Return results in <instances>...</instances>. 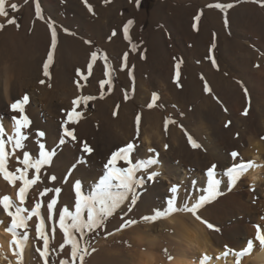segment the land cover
<instances>
[{
    "label": "bare ground",
    "instance_id": "1",
    "mask_svg": "<svg viewBox=\"0 0 264 264\" xmlns=\"http://www.w3.org/2000/svg\"><path fill=\"white\" fill-rule=\"evenodd\" d=\"M216 3L231 4L232 7L224 12L209 8L207 13L203 12L196 30L193 28L196 23L194 16L203 11L200 0H160L153 11L150 39L147 40L144 33L148 29V20L140 5L137 7L136 0H98L97 8H93L94 19L85 20L88 31L78 30L80 39L68 36L69 40H65V35L56 29L58 52L55 65L52 63L49 67L50 78L44 76L43 70L51 50L49 24L25 9L15 18L20 32L26 31L36 40V55L34 53L31 57L38 56L40 59L35 61L34 58L29 62L21 54L20 40L13 36L7 38V32L17 26H9L3 21L6 17L0 16V25H4L0 30V37L3 36L0 42L3 45L2 49L0 47V122L7 135H14L11 117L18 114L11 111L10 105L27 94L30 103L26 105L24 114L32 121L31 126L38 125L37 128H41L39 131L46 133L43 138L35 135L36 143L44 142L45 146L48 144L57 153L51 164L46 165L44 177L40 176L41 181H37L36 187H44L49 183L60 188L58 196L55 194L57 199H70L64 201L71 206L72 211L77 200L75 183H81L83 195L86 193L91 196L107 174L105 164L111 154L132 143H115L114 136L111 139L109 135L120 129L124 136L133 140L137 114H141V122L147 124V134L136 140L138 147L131 154V159L133 163L157 159L159 163L150 167L148 172L156 171L160 175L155 182L147 184L146 193L131 212H127V201L121 205L124 217L119 223H112L106 228L105 235L113 233L107 236L108 244L98 243L94 252L93 246L89 247V264H195L196 261L200 264L205 253L212 257L208 264H236V257L231 253L227 256L222 254L227 249L242 250L249 239L254 240V248L249 255L241 258V264H264V248L255 242L253 226L259 223L264 227V220H261L264 217V164L261 161L264 159V140L256 136L264 132V7L257 8L259 0H208V5ZM46 4L53 16L63 21L58 12V0ZM126 6L131 8L130 13L126 11ZM116 15L120 16L118 20L122 22L121 27H116V21H112ZM105 16L109 18L108 22L104 21ZM129 20L134 21L129 26L131 43L123 32ZM228 23L235 37L230 43L226 28ZM113 31L116 32L115 36L112 35ZM197 31H200L199 35ZM88 40L104 43L108 51L117 77V85L112 93L105 94L97 83L109 72L108 64L91 60L93 52L88 49V45H91L86 43ZM156 41L161 48L157 52ZM67 43L70 48L66 46ZM132 44L136 45L135 51L132 50ZM212 44H215L214 49L211 48ZM196 45L205 49V52L211 50L210 54L202 56V61L195 53ZM125 53H128L126 61L123 60ZM210 56L215 58L216 66L209 59ZM77 57L79 67L76 65ZM200 61L205 63V68ZM178 62H181L179 84L175 80V65ZM89 63L93 67L91 75L87 74L85 80L77 73L78 70H87L88 73ZM40 80L45 83L41 84ZM77 81L84 84L81 89ZM205 82L212 90L210 93L205 91ZM87 89L88 96L103 95V98L93 101L96 112L87 110L89 101L73 105V101L83 97ZM153 93L158 94L159 100L150 109L147 105ZM73 107L81 113V118L78 123L69 122L66 126L75 128L78 142L58 146L59 138L63 135L62 125ZM225 108L227 111H224ZM245 108H248L247 116L243 115ZM167 112L172 116L167 117ZM165 121H171L167 131ZM228 121L231 124L225 127ZM233 126L242 129L237 140L231 137L228 130ZM23 131L30 134L29 129ZM189 135L201 148L191 146ZM83 142L93 148L90 155L83 152ZM166 143L167 149L164 147ZM247 143L250 148L242 159L245 162L254 161L257 166L249 169L231 191L227 188L228 178L216 174V178L221 180L220 191L224 195L218 196L197 213L200 217L204 216V221L213 222L219 231L209 229L205 223L183 211L162 217L156 222L142 219L157 210L166 211L167 201L173 196L177 207L182 208L187 201L190 206L193 202L191 199L196 200L205 194L210 164L216 160L214 163L220 170L227 169V164L231 163L230 153L237 146ZM149 148H154L155 153L149 152ZM7 149H12L11 143ZM29 154L37 159L34 151ZM11 156L22 161L23 151L16 149ZM81 158L86 163H77ZM74 164L75 168L72 167ZM117 167L128 165L119 161ZM51 174L56 176L55 181L49 178ZM141 175L145 173H137L138 177ZM173 185L178 186L176 194L170 191ZM17 187H21L19 181L15 186L10 185L0 174V198L9 194L19 204ZM22 206L27 205L24 203ZM48 211L45 204L42 215L51 230L55 221ZM10 219L0 207V221L3 222L0 223V256L2 252L6 256H13L14 259H11L16 264L18 258L13 253L18 249L11 245L13 237L6 231ZM128 219L137 223L117 231ZM58 229L56 232L59 234L49 232V247L52 245L57 253L58 264L62 261L77 264V259L73 261L71 257V245ZM35 236L27 241V255L29 262L35 259V264H42L44 258L35 256ZM77 238L80 247L81 236L77 235Z\"/></svg>",
    "mask_w": 264,
    "mask_h": 264
},
{
    "label": "snow or ice",
    "instance_id": "2",
    "mask_svg": "<svg viewBox=\"0 0 264 264\" xmlns=\"http://www.w3.org/2000/svg\"><path fill=\"white\" fill-rule=\"evenodd\" d=\"M84 4L88 8L90 12H93V8L90 4H88V0H83ZM109 2V0H106ZM136 5L139 7L140 0H136ZM209 8H216L224 12L227 8H231V4H209L207 5ZM11 8L13 10H18V5L12 4ZM35 15L44 19L42 15V9L39 3V0L35 2ZM203 15V11L194 16V21L196 23L193 24V28L198 30V22L200 21ZM0 16L7 17L8 11L6 10V0H0ZM10 25H16L19 27L15 18L9 19L7 21ZM134 21L129 20L127 24L123 28V32L126 39H129V26H131ZM225 23H227V19H225ZM4 25H0V30H2ZM49 28L51 29V50L48 53L47 61L43 65L44 76L50 78L49 67L54 61V50L57 46V32L54 26V22L49 24ZM67 32V29H65ZM113 36L116 35V32L113 31ZM111 39V37H110ZM86 43H91L90 41H86ZM132 50H136V45H131ZM212 49L215 48V44H212ZM211 51V50H210ZM128 53L124 54L123 60H127ZM97 59V53L93 52L91 54V60L95 61ZM105 59L107 57L105 56ZM209 59L212 60L214 66H216V61L213 56H210ZM180 66L181 62H178L175 65V80L177 84H179L180 79ZM92 63L88 64V75H91ZM218 67V66H217ZM78 75L83 76L85 80H87V76L84 75L83 72L78 70ZM107 75V73H106ZM41 84H44V80H40ZM106 83H110V80H102L100 82V87L103 89ZM77 85L79 86V81H77ZM51 87V85H48ZM205 91L211 92V88L205 82ZM245 95H247V89H244ZM96 97L86 96V97H78L77 100L73 101V105H77L79 102L83 101L85 104L87 101L94 100ZM103 98V95H101ZM127 94L125 95V99H127ZM159 100V96L157 93L152 94L151 102L147 105L148 108H153L156 106V102ZM30 103V97L25 94L23 97L16 99L11 105L10 109L12 112L17 113L18 115H13L11 117L14 126V135H7L6 129L2 122H0V174L3 175V178L9 182L10 185L15 186L17 181L22 182V186L18 189L19 196V204H16L11 198L7 195L0 198V207L4 210L6 215L10 217V224L6 228V231L11 233L13 239L10 242L14 248L18 249V251H14V255L17 256L16 264H22L23 250L27 246V240L29 238V233L27 231L28 221H30L33 217H40V223L36 227L37 238L43 241V250L37 249L40 252V255L44 258L45 264H48L47 253L49 248V235L45 231V221L43 216L41 215L40 209L42 207L41 203H36L35 206L29 210L27 207H23L27 193L29 189L37 183L40 179L39 173L41 168L44 165H50L53 157L56 156V150H46L45 144L42 142L38 143V153L39 158L33 159L32 156L27 152H23V159L20 161L24 165V168H18L15 172H12L7 167V162L10 155H14L16 149L23 150L25 148V143L28 139V135L23 131L25 129H29L32 121L30 120L27 114H24L26 111V105ZM118 108V106H117ZM224 111H227L225 108ZM22 114V115H19ZM116 113L114 112V115ZM243 115H248V108H245ZM81 118V113L76 111V108L73 107L70 112L67 113V121L63 128V135L59 138V145L62 146L66 143L78 142L75 128H70L67 123L76 124L79 122ZM171 121H165V131H167L168 124ZM136 124V138H139L141 133V114H137L135 118ZM231 124V121H228L225 124V127H228ZM38 137H45L46 133L44 131H36L35 133ZM239 136V133H237ZM264 139V137H262ZM189 143L193 148H201V145L197 143L190 135L188 136ZM11 143L12 149L9 151L7 149V145ZM138 147L135 143H128L126 146L119 148L117 151L111 154V157L105 164V168L107 169V174L100 180L97 185L96 191L91 196H85L81 192V183L77 181L75 183L76 190V204H75V212L70 211L67 207H64L63 212L59 215L58 224L59 228L63 233V236L67 239L68 243L71 245V257L73 261L78 257L81 264H83L84 255L87 254V249H81L79 247V240L77 235L83 236L86 232H93L97 229L102 228L105 225V221L108 217H111L118 209L121 208L126 201L128 202L127 212H131L132 208L136 205L138 200L146 193L147 184L150 182H155L157 177L160 175L156 171L148 172V169L153 165L159 163L157 159L149 158L147 160H141L137 163H133L131 159V154ZM165 149L168 148V145H164ZM82 150L87 154H91L94 150L89 146L87 142L82 143ZM149 152L155 153L154 148H149ZM158 155V154H157ZM230 156L234 162L231 167L227 168L224 172V175L228 178L227 188L228 191H231L232 188L237 184V182L248 172L249 169L256 167L254 161H243L241 154L238 151H232ZM119 161H124L128 167H117V163ZM79 164H84L86 161L84 159H79L77 161ZM75 164L72 166L75 168ZM217 165L213 164L207 171V175L209 177L208 186L204 190L205 194L200 195L195 203L189 206L187 203L184 204L182 208L177 207L176 198L173 196L167 201V210L166 211H155L153 215L144 216L142 219L147 222H156L158 219L162 217H168L175 212H187L192 214L196 220L205 223L209 229L214 231H219L218 228H215L214 225L204 221L197 213L199 209H201L205 204L212 202L218 196L224 195L223 192L220 191L221 180L216 178V169ZM35 169V173L37 174L35 178L29 177V170ZM138 172L145 173V175L137 176ZM18 173V174H17ZM52 181L56 180V176L52 175L49 177ZM49 190L45 189L43 194H46ZM55 193H60L61 189L56 188ZM170 191L173 194L178 192V186L173 185L170 188ZM57 199H51L50 203H48L47 208L50 213L52 212L54 206L57 204ZM86 213V218H85ZM27 214V215H25ZM69 220L71 221L69 223ZM261 220H264V217H261ZM0 223H3L0 221ZM137 221L128 219L124 220L121 224L120 228L117 231H121L129 226L135 225ZM256 234H255V242H258V245L261 248H264V227L261 224L257 223L255 225ZM54 233L56 231L55 227L51 229ZM111 233H109L110 235ZM227 248V246H225ZM254 248V240L249 239L246 242V246L240 250L236 251L234 249H227L222 255L227 256L230 253L236 257V264H241V258L246 255H249ZM94 252L95 249H92ZM171 259V257H169ZM212 259V257L208 255H204L200 260V264H208V262ZM61 264H67V261H62Z\"/></svg>",
    "mask_w": 264,
    "mask_h": 264
},
{
    "label": "rangeland",
    "instance_id": "3",
    "mask_svg": "<svg viewBox=\"0 0 264 264\" xmlns=\"http://www.w3.org/2000/svg\"><path fill=\"white\" fill-rule=\"evenodd\" d=\"M49 3L51 0H39V3H40V6H41V9H42V15L44 17V20L48 23V24H51L54 22V26L57 30H59L61 33H63L64 35V38L65 40L68 39V36H75L77 39H80V36L79 33H78V30L81 31L82 30H87L88 31V27L84 24H87L85 22L86 19H94V15L93 13L91 14V12L89 10H86L85 8L86 5L84 4L83 0H58V3H59V6L60 7V11L59 14H60V17L62 18L63 21H59L57 20L53 14L49 11L48 7H47V2ZM160 0H140V8H141V11L145 14L147 20H148V29L145 30V33L144 35H146V39H150V27H151V24H152V17H153V11L156 9L158 3H159ZM202 3H203V12H208L209 10V7H207L208 5V0H200ZM262 1V2H261ZM259 0V3H257V8L260 9L261 7H264V0ZM35 2L36 0H6V8H7V11H8V16L6 17L5 20H3L4 22L7 23V21L9 19H12V18H18L19 16V13L25 9L27 10L28 12H31L35 15ZM98 3V0H88V4H90L92 6V8H97V4ZM12 4H16L18 5V10H13L11 8V5ZM95 4V5H94ZM206 5V6H205ZM72 6V7H71ZM95 6V7H94ZM249 6V5H248ZM126 11L127 12H131V8L129 6H126ZM84 9V11H83ZM88 9V8H87ZM77 10V11H76ZM85 12V14H83ZM90 14L92 16H90ZM18 15V16H17ZM81 15V16H80ZM84 17V19H83ZM104 21L108 22L109 18L107 16L104 17ZM118 18H120L119 15H116L114 18H113V23L114 21H116V27H121L122 25V22L118 20ZM2 21V20H1ZM84 23H83V22ZM87 21V20H86ZM111 21V20H110ZM110 23V22H109ZM8 24V23H7ZM103 24V22H101V25ZM9 26H11L10 24H8ZM84 25V26H83ZM118 25V26H117ZM71 26V27H70ZM84 28V29H83ZM227 31H228V34H229V40L228 42L230 43L231 40H233L235 37L234 35L232 34V31L230 29V24L228 23L227 26ZM65 29H67V32L65 31ZM12 30V31H11ZM20 29L18 27L16 28H13V29H10L7 33V38L9 39L11 36L13 37H16L20 40V46H19V49L21 51V54L24 56V59H27L29 62L31 60H38L40 59L38 56L37 57H31L34 53V55H36V40L34 38V36H31L29 35L26 31H23V32H20ZM70 32V34L67 35V33ZM197 34L199 35L200 34V31H197ZM4 36L6 37V35L4 34ZM10 36V37H9ZM1 39H3V36L0 37V42ZM11 39V38H10ZM91 42V45H88V49L89 51L92 53V52H95L97 53V59L95 61H100V64H108V72L107 75L103 78V80H110V83H106L105 86H104V92L105 94H109V93H112L114 91V89L116 88V85H117V77L116 75L114 74V65L112 63V61L108 58V51L106 50V47L104 45V43H100L98 41H92V40H88ZM157 42V41H156ZM158 43V42H157ZM156 43V46H155V49H156V52L159 51L161 48H160V44ZM1 46V49H2V44H0ZM66 46L68 48H70V44L67 43ZM159 46V47H158ZM30 49V50H29ZM34 49V50H33ZM28 50V51H27ZM210 50H206L205 52V49H202L200 48L198 45H196L195 47V53L199 58V60H203L207 53H209ZM57 52H58V47L55 48L54 50V61H53V64L55 65L56 63V56H57ZM20 54V55H21ZM210 54V53H209ZM30 55V56H29ZM33 55V56H34ZM105 56L107 57V59H105ZM203 56V57H202ZM29 57V58H27ZM32 58V59H31ZM200 61V62H201ZM201 64L203 65V67L205 68V63L204 62H201ZM54 65L52 66V69L54 68ZM76 65L77 67L80 66V62H79V57H77L76 59ZM80 69V68H79ZM54 70V69H53ZM1 72H2V69H1ZM84 72V75L87 76V70H84L82 71ZM54 73H56V71H54ZM82 77V76H81ZM83 79V78H81ZM91 82V81H90ZM89 82V83H90ZM100 82L101 81H97V83L100 85ZM82 81H80L79 83V89L82 88V86H84V84L82 85ZM149 86L151 87V84L148 83ZM88 92V89L86 90L85 94H83V97L86 95L88 96L87 94ZM96 97L94 100H91L89 101V105L87 106V110H92L93 112H96L97 111V107L95 105H93V101L101 98V96H94ZM166 116L167 117H171L172 114L170 112H167L166 113ZM100 123V121H98ZM177 123L179 124L180 122L177 121ZM38 125H35V126H30L29 128V133L28 134V140H26L24 143H25V148L24 150H22L23 152L24 151H27L28 153H30L31 151H34L35 152V156L37 157V159L39 158V153H38V143L37 142V139L35 137V133L36 131L40 130L41 128H37ZM145 126V127H144ZM146 126L147 124L145 122H141V133H140V136L139 138H136V129H134L133 131V134H135V138L132 139H129L128 137L124 136V133L123 131H121L120 129L114 134V133H111L109 135L108 132H106L107 130H105V133L108 134L111 137H113L114 139V142L115 143H127L129 141H132V143H137V139H141L143 136H145L147 134V131H146ZM80 127V126H79ZM231 133V137L234 139V140H237L240 138L241 136V133H242V129L240 127H235L233 126V128L231 129V127H229L228 129ZM79 132L81 133L82 131L80 130L79 128ZM84 133V132H83ZM237 133H239V136H237ZM261 134V135H260ZM104 135V134H103ZM259 135V136H258ZM37 136V135H36ZM96 137L98 135H95ZM256 136L258 137V139L260 140H264V139H261L262 137H264V132L262 133H259V134H256ZM262 136V137H261ZM260 137V138H259ZM112 139V138H111ZM94 140H97V139H94ZM134 141V142H133ZM167 142V141H166ZM29 143V144H28ZM44 143V142H43ZM27 144V145H26ZM37 144V145H36ZM45 144V143H44ZM167 144V143H166ZM30 147V148H28ZM32 147V148H31ZM47 149L46 150H49L50 147H48V144L45 146ZM248 147V148H247ZM250 148V145L247 143L245 145H242V146H237L235 151H238L240 154H241V157L244 156L243 154L246 153L248 151V149ZM31 150V151H30ZM52 150V149H50ZM49 150V151H50ZM240 158H238L239 160ZM10 160V161H9ZM230 160H231V163L227 164L226 168H229L231 167L232 165L230 164H233L234 162H237V161H233L231 156H230ZM216 161V160H215ZM214 161V162H215ZM261 161H263V164H264V159H262ZM212 162V159L211 161ZM214 162H212L210 164V167L215 164ZM222 162V161H221ZM263 164L261 162V167H263ZM230 165V166H229ZM7 167L10 171L12 172H15L16 169L18 168H24V165H21L20 161L15 158L14 156H11L9 157L8 159V162H7ZM46 168V165H44L42 168H41V171L39 173V176L41 177H44V169ZM227 169H224V170H220V168L216 167L215 169V173L216 174H219L221 176L224 177V172L226 171ZM18 174V173H17ZM36 176V173H35V169L29 171V177L30 179L32 178H35ZM52 176V174L50 175ZM41 179V178H40ZM39 179V181H41ZM246 179V177L244 178ZM19 184L22 186V182L19 181ZM235 187V186H234ZM233 187V188H234ZM247 188L249 186H246ZM45 189H48L49 191L46 193V194H43L42 193L44 192ZM56 188L47 183L44 187L41 186V187H36V184L33 185L28 193H27V197H26V207L27 208H30V207H34L36 203H41L42 207L40 209V212H41V215L44 213V207H45V204L46 206L48 205V203H50L51 199L55 198L57 199V196L55 195V190ZM17 190H18V187H17ZM74 192L76 193V190H75V187H74ZM81 192L84 193L81 189ZM7 193V192H6ZM9 196V194H8ZM85 196H89L88 194L85 193ZM11 198V195L9 196ZM2 198V197H1ZM199 198V197H198ZM141 199V198H140ZM12 201L15 202V199H11ZM66 200H70V199H57V204L54 206L53 208V212H49L48 211V215H53L54 216V223H55V228L56 230H59L58 227V218H59V215L63 212V209L64 207H67L70 211H71V206L68 204V203H65ZM73 200V199H72ZM193 202H191V204L195 203L196 200L194 199H191ZM189 201H187L188 203ZM214 202V201H213ZM212 202V203H213ZM16 204H18V202H15ZM69 207H68V206ZM209 203L205 204V206H208ZM191 206V205H190ZM203 208L199 209V211H201ZM198 211V212H199ZM72 212H75V209L72 210ZM43 216V215H42ZM263 216H264V212H263ZM124 217V212H123V209L120 208L118 209L111 217H108L105 221V225L100 228V229H97L93 232H86L83 236H81V244H80V248L81 249H84L86 248L87 249V254L84 255V260H83V264H89V259H88V256H89V247L91 248L93 246V249L96 248V245L99 243L101 245H106L109 243L108 239H107V236L109 234H106L105 235V231H106V228L112 224V223H119V221H121V219ZM201 218H204V216H202ZM40 223V217L31 220V221H28V228H27V231L29 233V239H32L33 238V235L35 236V240L37 239V241L35 242V252H36V255L35 256H38L39 258H43L41 255H40V252L37 251V249H41L43 250V241L38 239L37 238V234H36V227L37 225ZM209 223V221H208ZM10 222L6 224V228L9 226ZM210 224L213 225V222H210ZM255 225L254 224V228H255ZM113 225H111L110 227H112ZM45 231L48 233V235L50 236L49 232L51 231L48 227V224L45 223ZM256 231V229H255ZM254 231V233H256ZM56 232V231H55ZM57 234L58 231L56 232ZM113 234V233H111ZM117 237V236H116ZM104 239V241H102V243L100 242L101 239ZM34 239V238H33ZM27 240V241H28ZM39 240V241H38ZM35 254V253H34ZM206 254V253H205ZM205 254H203L202 256H204ZM208 255V254H206ZM1 260H0V264H13V259H11L12 257L10 256H6L3 252L1 253ZM77 264H81L79 258L77 257ZM3 260V261H2ZM47 260H48V264H58V256H57V253L54 252L53 250V246L51 245L49 248H48V253H47ZM44 261V259H43ZM42 261V264H45V261L43 262ZM198 261L195 262V264H197ZM200 262V261H199ZM35 264V259H32V261L29 262V258H28V255H27V248L25 247L24 250H23V257H22V264ZM39 264H41V262H39Z\"/></svg>",
    "mask_w": 264,
    "mask_h": 264
}]
</instances>
